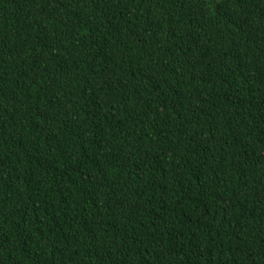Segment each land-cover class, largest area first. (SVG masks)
I'll return each instance as SVG.
<instances>
[{"label": "trees", "instance_id": "trees-1", "mask_svg": "<svg viewBox=\"0 0 264 264\" xmlns=\"http://www.w3.org/2000/svg\"><path fill=\"white\" fill-rule=\"evenodd\" d=\"M0 264H264V0H0Z\"/></svg>", "mask_w": 264, "mask_h": 264}]
</instances>
